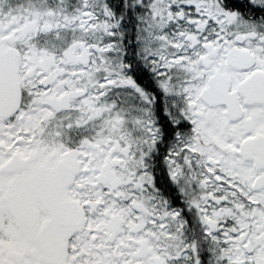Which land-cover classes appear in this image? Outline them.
<instances>
[{
  "label": "snow or ice",
  "instance_id": "obj_1",
  "mask_svg": "<svg viewBox=\"0 0 264 264\" xmlns=\"http://www.w3.org/2000/svg\"><path fill=\"white\" fill-rule=\"evenodd\" d=\"M0 264H264V0H0Z\"/></svg>",
  "mask_w": 264,
  "mask_h": 264
}]
</instances>
